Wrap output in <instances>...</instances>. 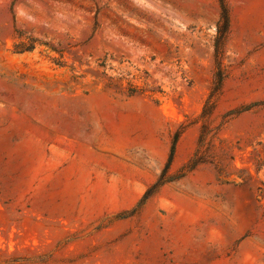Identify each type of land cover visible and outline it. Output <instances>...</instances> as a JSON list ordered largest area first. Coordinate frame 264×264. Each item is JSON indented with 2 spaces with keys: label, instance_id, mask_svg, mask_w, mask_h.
I'll list each match as a JSON object with an SVG mask.
<instances>
[{
  "label": "rangeland",
  "instance_id": "obj_1",
  "mask_svg": "<svg viewBox=\"0 0 264 264\" xmlns=\"http://www.w3.org/2000/svg\"><path fill=\"white\" fill-rule=\"evenodd\" d=\"M224 2L188 172L218 0H0V264H264V0Z\"/></svg>",
  "mask_w": 264,
  "mask_h": 264
},
{
  "label": "trees",
  "instance_id": "obj_2",
  "mask_svg": "<svg viewBox=\"0 0 264 264\" xmlns=\"http://www.w3.org/2000/svg\"><path fill=\"white\" fill-rule=\"evenodd\" d=\"M218 1H219L220 14H219V19L216 23V35L213 42V58H214L213 81L208 97L198 117V120L201 122L200 134L198 139L199 149L196 151L193 158L188 162L187 166L184 168L187 169L188 172H191L195 170L198 166L207 163V161L205 160V155L202 154L201 150L204 147L208 148V146H210V144L213 142L215 138V134L209 128V125L207 124V120L212 115L216 107L217 99L220 96L223 88V83L225 80V75L223 71V61L225 55L226 41L230 28L229 10L226 6V3L224 2V0H218ZM248 109H249L248 107L245 108V110ZM178 138L179 135L176 134L174 136L172 147L170 150V155L161 178L154 186H152L144 194L141 204L149 197H151L153 194H155L164 184L171 182V179L165 178V174L167 173V170L169 169L172 163L175 152V145L177 143Z\"/></svg>",
  "mask_w": 264,
  "mask_h": 264
}]
</instances>
